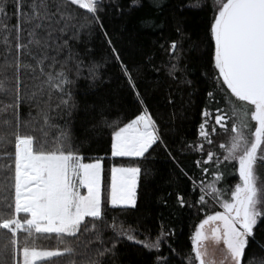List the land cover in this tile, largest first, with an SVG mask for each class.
I'll list each match as a JSON object with an SVG mask.
<instances>
[{"label": "snow or ice", "instance_id": "1", "mask_svg": "<svg viewBox=\"0 0 264 264\" xmlns=\"http://www.w3.org/2000/svg\"><path fill=\"white\" fill-rule=\"evenodd\" d=\"M102 2L0 0V20L7 18L9 8L13 9V14L22 9L20 25L10 29L0 23V33L3 34L0 40L3 45L0 50V94L7 95L13 91L9 81L14 79L16 96L15 103L0 106V160L6 161L0 163V170L9 172L12 181L10 187L0 186V209L7 210L6 214L0 211V229L10 233L7 243L0 247V264H9V261L11 264H48L52 258L79 255L68 238L79 241L82 235L85 237V249L92 239L99 242L97 257L114 253L115 246L122 238L135 241L151 251L160 249L161 241L169 236L164 231L163 223L159 234L151 240L139 228L118 226L115 218L111 223L107 222L104 211L106 203L112 207H136L139 167L113 166L110 188L106 189V195H102L101 160L84 162L83 154L72 147L70 133L66 130L61 129L52 136L50 130L59 126L51 124L50 116L44 109L37 114L38 128L32 120H24L18 110L19 103L25 98L20 90L24 71L32 72L33 77L39 80L28 98H34L38 92L43 94L47 89L49 99L53 92L58 91L66 97L61 103L69 109L73 106L69 103L73 99L71 91L67 90L72 80L64 65L74 61L79 66L82 61L73 55L69 40H78L81 33L93 25L103 26L100 19ZM150 3L157 9L163 7L161 0H150ZM74 6L88 10L92 19L81 18ZM204 6L201 0H196V3L188 0L181 7L202 10ZM210 6L213 11L210 32L214 40L215 87L217 92L223 93L222 99L227 106L226 109H215V123L224 131L229 130L226 121L231 123L229 142L220 147L225 153L223 160L238 162L239 182L227 190L229 198L225 199V190L216 186L224 179V173L220 170L223 163L220 156L211 151L205 153L203 144L191 145L207 157L206 161H195L202 173L209 171L208 167L203 166L206 162H212L215 166L212 179L207 184L203 181L199 184V199L204 203L206 196L211 197L220 203L223 211L206 216L200 223L193 239L194 257L189 254L186 259L188 264H195V261L206 264V249L202 242L211 236L217 242L223 241L234 264H241L250 239L259 244L256 229L264 223V175L260 173V166L264 165V0H213ZM129 7H143V4L140 0H129ZM143 22L147 26L157 23L151 16L145 17ZM177 31L179 33V29ZM66 33H70L68 39L64 38ZM13 40L16 42L13 43ZM22 40L24 42H20ZM108 43L111 44L110 38ZM180 46L179 41L170 44L177 62L180 59ZM65 50L67 55L63 60H58L57 57ZM113 54L119 60V53L114 47ZM24 57L30 59L26 61ZM58 63L60 68L57 70ZM120 63L122 71L135 87L127 65L122 61ZM177 66L173 64L170 73H174ZM95 67L90 70L94 71ZM8 69H14L13 77L8 75ZM37 71L39 76H36ZM137 96L139 99V93ZM208 96L215 100L213 92H209ZM233 97L242 102L241 107H237ZM140 103L143 104V101L140 100ZM229 111L231 116L228 115ZM208 114L205 109L203 115L207 117ZM250 121H255L254 130ZM104 123L113 127L119 121L109 123L104 120ZM207 125V120L200 125V137L211 144ZM24 127H32V132H22ZM9 128L11 132L7 131ZM212 132H215V126ZM113 136L112 149L117 156L143 157L158 141L162 142L159 127L146 107L134 119L118 127ZM49 142L51 147H46ZM10 145L14 151H7ZM177 202L184 204L183 196L178 194ZM162 203L166 204L167 200L162 199ZM21 213L25 214L24 218H21ZM86 217L91 220L86 221ZM97 221L113 229L111 247L105 246ZM210 224L214 226L206 230L205 226ZM33 232L56 234L58 244L63 247L55 250L30 247L28 240ZM20 233L24 235L23 244ZM136 233L144 234L145 239L138 240ZM67 264H75V261L69 259ZM84 264H99V261L87 258ZM155 264H168V258L157 256Z\"/></svg>", "mask_w": 264, "mask_h": 264}, {"label": "trees", "instance_id": "2", "mask_svg": "<svg viewBox=\"0 0 264 264\" xmlns=\"http://www.w3.org/2000/svg\"><path fill=\"white\" fill-rule=\"evenodd\" d=\"M140 2L143 7L132 8L129 7V0H103L100 12L103 26L93 25L83 31L78 40H69L73 55L82 61L79 66L74 61L64 65L72 80L67 89L73 98L69 102L73 105L70 109L61 103L66 97L58 91L53 92L50 99L47 89L43 94L38 92L34 98H28L39 80L33 77L32 72L24 71L20 90L25 98L19 103L18 110L24 120H32L38 128L37 114L40 109H44L50 116L51 124L59 126L50 130L52 136L61 129L66 130L70 133L72 147L83 154L84 162L103 160V195L110 188L113 166L139 167L136 207H112L106 203L104 211L107 222L111 223L115 218L118 226L122 224L125 228H139L151 240L159 234L163 223L164 231L169 236L161 241L160 249L151 251L135 241L122 238L115 246L114 253L99 257L96 256V250L100 244L91 236L89 239H92V243L88 244L87 249L84 247L83 235L79 241L68 238L80 254L52 258L48 264H67L69 259L74 260L75 264H84L87 258L98 260L99 264H155L157 256L167 257L168 264H188L186 257L189 254L194 257L193 236L200 223L206 216L221 210L211 197L206 196L204 203L199 199V184L201 181L207 184L212 179L215 166L212 162H206L203 166L208 167L209 171L202 173L195 161H206L207 157L191 145L203 144L205 153L211 151L220 156L223 161L220 170L224 173V179L217 183L218 188L228 190L238 180L237 161L223 160L225 153L220 147L228 133L215 123V109H226L227 106L222 99L223 93L216 91L214 80V40L210 32L213 22L210 5L213 0H201L205 5L202 10L181 7L188 0H161L162 9L154 8L150 0ZM192 2L196 3V0ZM74 7L81 18L92 19L82 6ZM21 11L16 10L13 14V9L9 8L7 18L0 20V23L10 29L20 25ZM148 16L157 23L145 25L143 21ZM69 35L66 33L64 38L68 39ZM2 38L3 34L0 33V40ZM109 38L111 44L108 43ZM172 41L181 43L178 62L170 48ZM113 47L119 53V60L113 54ZM2 48L0 44V50ZM66 55L67 50L57 59L63 60ZM24 59L27 61L30 58ZM121 61L130 70L135 87H132L127 74L122 71ZM173 64L178 66L174 73H170ZM94 65V71L90 70ZM59 68L58 63L56 69ZM8 75L13 77L14 69H8ZM36 76H39L38 71ZM9 83L13 85V91L7 95L0 94V106L16 102L15 80L11 79ZM223 87L226 89V85ZM209 92H213L215 100L209 98ZM233 100L235 102L234 97ZM145 107L159 127L162 142L158 141L143 157L113 156V132L143 112ZM205 109L209 113L207 117L203 115ZM228 115L231 116V111ZM104 120L109 123L118 120L119 123L108 127ZM205 120L208 121L211 144L200 137V125ZM227 124L231 132V123ZM213 126L215 132H212ZM7 131L11 132L12 129ZM21 131L31 133L32 127H24ZM46 147H51V142ZM7 151H14V147L10 145ZM0 163L6 161L0 160ZM11 182L9 172L0 170V186L10 187ZM178 194L183 196L184 204L177 202ZM162 199L167 200V203H162ZM0 211L7 212L4 209ZM24 215L21 213V218ZM97 227L102 231L105 246L111 247L113 229L104 227L99 221ZM141 233H136L138 240L145 239ZM8 237L9 231L0 229V247L7 243ZM256 241L259 244L250 239L241 264H264V247L260 246L264 245V223L256 229ZM20 242H25L23 233H20ZM28 245L46 250L63 247L58 244L56 234L35 232L28 240Z\"/></svg>", "mask_w": 264, "mask_h": 264}, {"label": "rangeland", "instance_id": "3", "mask_svg": "<svg viewBox=\"0 0 264 264\" xmlns=\"http://www.w3.org/2000/svg\"><path fill=\"white\" fill-rule=\"evenodd\" d=\"M235 102L237 103V105L239 107H241L242 102H240L238 100H235ZM226 123H227V121H226ZM249 123L253 127V130H254L255 121H250ZM227 133H228V135L226 136L224 141L220 143V145L226 144L229 142V137L232 135V132L227 131ZM113 156H117V155L113 154ZM117 157H129V156H117ZM101 167H102L101 183H102V195H103V160H101ZM115 167L131 168V166H115ZM238 167H239V165H238ZM260 173H261V175H264V165L260 166ZM139 174H138V178H137V188H138V184H139ZM236 174L238 176V180L236 183H238L239 182L238 168H237ZM82 191H83V189H82ZM224 198L225 199L229 198V196L227 194V190H225ZM218 204L220 205V203H218ZM220 207H221L220 211H223V208L221 205H220ZM212 226H214V224L206 225L205 226L206 230H209ZM194 236H195V234H194ZM194 236H193V239H194ZM202 245L206 249V256H205L206 264H234L233 260L231 259V257L229 256V254L227 252L226 245L223 243V241L217 242L214 239H212L211 236H209L208 240L202 242Z\"/></svg>", "mask_w": 264, "mask_h": 264}]
</instances>
